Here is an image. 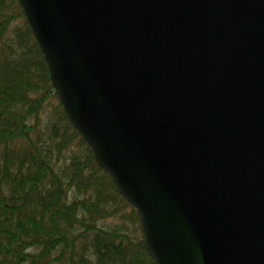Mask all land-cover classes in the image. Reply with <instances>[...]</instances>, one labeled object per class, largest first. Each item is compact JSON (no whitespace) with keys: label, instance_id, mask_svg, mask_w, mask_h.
<instances>
[{"label":"water","instance_id":"95a60500","mask_svg":"<svg viewBox=\"0 0 264 264\" xmlns=\"http://www.w3.org/2000/svg\"><path fill=\"white\" fill-rule=\"evenodd\" d=\"M18 1L154 264H264V0Z\"/></svg>","mask_w":264,"mask_h":264},{"label":"trees","instance_id":"16d2710c","mask_svg":"<svg viewBox=\"0 0 264 264\" xmlns=\"http://www.w3.org/2000/svg\"><path fill=\"white\" fill-rule=\"evenodd\" d=\"M0 264H154L69 122L18 0H0Z\"/></svg>","mask_w":264,"mask_h":264}]
</instances>
